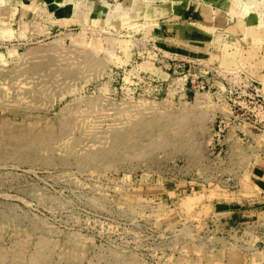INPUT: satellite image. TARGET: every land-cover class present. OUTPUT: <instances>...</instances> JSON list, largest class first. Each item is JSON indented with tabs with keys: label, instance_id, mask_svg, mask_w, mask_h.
<instances>
[{
	"label": "rangeland",
	"instance_id": "1",
	"mask_svg": "<svg viewBox=\"0 0 264 264\" xmlns=\"http://www.w3.org/2000/svg\"><path fill=\"white\" fill-rule=\"evenodd\" d=\"M154 1L0 0V264H221L196 200L264 156L263 85L231 23L178 53Z\"/></svg>",
	"mask_w": 264,
	"mask_h": 264
},
{
	"label": "crops",
	"instance_id": "2",
	"mask_svg": "<svg viewBox=\"0 0 264 264\" xmlns=\"http://www.w3.org/2000/svg\"><path fill=\"white\" fill-rule=\"evenodd\" d=\"M242 2L248 3L249 8L239 16L238 4L235 12L228 11L231 0H156L142 3L144 14L141 16L153 24L157 21L149 30L178 48V53L205 47L208 55L207 49L216 41L217 33L231 23L228 27L232 36L231 50L222 51L221 57L230 55L235 67L246 63L243 67L256 76L264 91V0ZM61 7L63 14L59 21H74L78 9L75 6L64 9L62 4ZM103 7L107 6L104 4ZM162 19L165 21L158 24ZM242 39L249 44L247 51L239 48ZM238 183L237 187L219 188L216 200L209 201L205 207L203 195H200L196 200L201 204L198 215L203 217L206 227H215L223 240L221 258L216 261L221 264H264V156L253 160Z\"/></svg>",
	"mask_w": 264,
	"mask_h": 264
},
{
	"label": "built area",
	"instance_id": "3",
	"mask_svg": "<svg viewBox=\"0 0 264 264\" xmlns=\"http://www.w3.org/2000/svg\"><path fill=\"white\" fill-rule=\"evenodd\" d=\"M264 96V95H263ZM264 99V97H262ZM257 128V127H256ZM259 130V128H257Z\"/></svg>",
	"mask_w": 264,
	"mask_h": 264
},
{
	"label": "bare ground",
	"instance_id": "4",
	"mask_svg": "<svg viewBox=\"0 0 264 264\" xmlns=\"http://www.w3.org/2000/svg\"><path fill=\"white\" fill-rule=\"evenodd\" d=\"M75 124V123H74ZM28 132V131H27ZM22 133H25V132H22Z\"/></svg>",
	"mask_w": 264,
	"mask_h": 264
}]
</instances>
